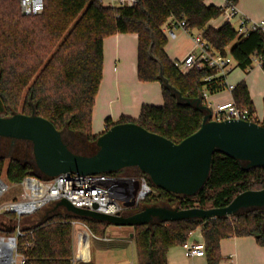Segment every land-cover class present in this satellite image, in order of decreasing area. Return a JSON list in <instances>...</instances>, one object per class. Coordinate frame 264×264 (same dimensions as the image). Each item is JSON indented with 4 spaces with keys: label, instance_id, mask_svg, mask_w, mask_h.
<instances>
[{
    "label": "trees",
    "instance_id": "trees-1",
    "mask_svg": "<svg viewBox=\"0 0 264 264\" xmlns=\"http://www.w3.org/2000/svg\"><path fill=\"white\" fill-rule=\"evenodd\" d=\"M222 10L223 7L206 5L204 0H137L134 6L124 7L104 6L101 0H45L43 13L23 15L20 0H0V115L16 113L22 103L23 113L31 114L34 109L58 130L82 134L98 149L96 141L101 133L92 132L91 117L103 76V41L119 32L136 33L138 77L142 81H160L164 103L143 104L136 119L127 115L117 121L107 118L105 130L116 123L135 122L179 142L201 127L207 113L205 108L188 101L199 99L204 86L211 94L224 88L219 84L220 77L202 80L211 72L209 68L182 73L165 51L168 38L162 26L169 18L185 19L190 27L202 29L214 48L227 53L229 47L237 66L247 69L250 55L264 46V33L239 36L230 23L217 29L209 25ZM232 94L238 104L255 110L244 80L235 85ZM4 162L5 156L0 155V174ZM245 166L246 162L217 150L209 177L196 194H177L156 186L158 193L151 191L140 203L141 208L156 205L159 198L177 199L179 208L225 206L245 190L264 187V166ZM128 168H136L137 175L144 176L151 187L154 185L137 167ZM28 174L47 177L34 163L17 157L10 159L6 170L10 182L18 183ZM23 218L19 223L21 234L17 235V252L25 258L22 264H73L70 221L83 220L92 227L106 224L76 215L63 206L50 209L43 219L25 223ZM17 222L14 213L0 214V234L16 235ZM199 226L211 264L221 259L223 238L254 236L264 247V207H251L230 216L134 226L138 264H167L168 250L182 244Z\"/></svg>",
    "mask_w": 264,
    "mask_h": 264
},
{
    "label": "water",
    "instance_id": "water-1",
    "mask_svg": "<svg viewBox=\"0 0 264 264\" xmlns=\"http://www.w3.org/2000/svg\"><path fill=\"white\" fill-rule=\"evenodd\" d=\"M199 107L201 99L188 101ZM0 137L32 142L35 162L40 171L52 177L65 172L94 174L115 172L137 167L146 173L158 188L185 195L196 194L209 177L215 151H223L246 168L264 166V124L239 119L210 120V112L201 127L179 142L147 130L135 122H120L103 131L97 138L98 149L93 154L72 151L63 139L62 131L47 118L37 114L14 113L0 115ZM139 179L134 180L126 209L136 208ZM70 212L117 226L146 225L159 221L209 219L229 216L241 209L264 207V187L237 194L222 207L171 208L150 205L131 214H106L74 206L63 198L55 203ZM133 236V233H131ZM0 238H5L1 235ZM8 238L17 239L16 235Z\"/></svg>",
    "mask_w": 264,
    "mask_h": 264
},
{
    "label": "built area",
    "instance_id": "built-area-1",
    "mask_svg": "<svg viewBox=\"0 0 264 264\" xmlns=\"http://www.w3.org/2000/svg\"><path fill=\"white\" fill-rule=\"evenodd\" d=\"M104 6L124 7L134 6L137 0H101ZM45 9V0H20V10L23 15H39ZM221 17L224 21L234 26L239 36H247L251 32L264 33V20H255L241 13L237 5L226 1ZM167 38H175L176 30L182 29L191 36L193 46L185 57L175 61V65L182 73L192 69L209 68L210 73L202 80L211 81L214 77H220L219 84L224 89L232 91L235 84L228 81V74L232 70L235 61L233 56L223 53L203 36V30L192 28L185 19L176 21L169 18L162 26ZM251 65L259 68L264 73V46L261 50L254 51L250 55ZM201 103L210 112V120L221 121L225 119H239L264 124V114L252 111L247 105L238 104L234 98L215 103L209 99L212 95L204 86L201 93ZM139 179L140 188L136 195L137 205L152 191L147 179L142 175L127 176L117 173L80 174L77 172H65L52 177H40L34 174L26 175L18 184L22 192L18 199L5 201L0 204V214L14 213L18 218L16 236L21 234L19 223L22 216L33 214L49 203H56L63 198L68 199L74 206L95 210L106 214L124 213L126 209L123 202L130 200L134 190V180ZM9 190L7 183L0 178V196ZM137 206V207H138ZM75 235V260L89 262L90 256L80 253V249L88 242L90 248L91 237L96 235L83 220L70 221ZM196 230V229H195ZM195 230L191 231L187 240L181 246L188 259L196 261L203 259L202 264H211L207 260L206 245L202 239H193ZM108 240L109 237L104 236ZM18 254V253H16ZM21 264L25 258L21 255ZM192 264H198L193 262ZM224 264H236L233 253L224 259Z\"/></svg>",
    "mask_w": 264,
    "mask_h": 264
},
{
    "label": "crops",
    "instance_id": "crops-1",
    "mask_svg": "<svg viewBox=\"0 0 264 264\" xmlns=\"http://www.w3.org/2000/svg\"><path fill=\"white\" fill-rule=\"evenodd\" d=\"M204 3L221 8L225 6L226 0H204ZM236 5L245 16L255 20H264V0H238ZM224 23L221 15L209 21V25L216 29ZM179 41L184 42L182 47L178 46ZM192 46L191 36L182 29H177L176 37L168 38L165 51L171 60L179 61L185 57ZM228 49L229 47H227V53ZM137 62L138 35L136 33L119 32L104 39L103 76L95 97L91 117V127L94 134L102 133L105 130L107 118L111 121H117L121 116L127 115L136 119L140 115L143 104L163 105L164 97L161 82L140 80ZM254 69L258 75H262V70L254 66L242 69L234 61L232 70L228 74L229 82L235 85L242 80L246 82L253 104L255 97L261 94L260 90L254 86V79L249 77L250 70ZM223 91L227 93L223 97H218V94ZM220 92L212 94L210 100L219 103L233 98L232 91L224 89ZM193 239L204 240L199 228L195 230ZM89 249L90 261L83 264H94L95 262L91 252V244ZM173 250V247L168 250L167 264H176L178 257H180ZM220 252L221 259L216 264H224V259L231 253L235 255L236 264H264V247L257 243L254 236L223 238L220 242ZM188 260L189 264L193 262L202 264L204 262L203 259Z\"/></svg>",
    "mask_w": 264,
    "mask_h": 264
},
{
    "label": "rangeland",
    "instance_id": "rangeland-1",
    "mask_svg": "<svg viewBox=\"0 0 264 264\" xmlns=\"http://www.w3.org/2000/svg\"><path fill=\"white\" fill-rule=\"evenodd\" d=\"M183 45L184 42L179 41L178 46L182 47ZM249 77L251 79H254V86L257 87L258 90H260L261 92V94H258L254 99L255 110L258 112V114H264V73L262 72V75H258L255 69L250 70ZM229 80L230 77L228 76V81ZM225 93L227 92L224 91L220 92L218 94V97H223ZM210 97L211 95L209 96V99ZM16 113H23L22 103L18 107ZM33 113L36 114L34 109L31 112V114ZM62 135L64 141L67 142L69 147L76 153L90 154V152L97 149L96 145L88 143L85 140L84 135L82 134H79L77 132H71L67 129H63ZM0 155L5 156V162L2 172L0 174V178L3 179L9 186V190L6 193H4L2 196H0V204H1L2 202L5 201L18 199L22 192V187L18 183L10 182L6 177V170L10 162V159L13 157H17L21 160H26L34 164H36V162L33 154L32 142L23 139L0 137ZM136 172H137L136 168H125L123 169L122 174L127 176H136L137 175ZM152 192L155 194L158 193V188L154 185L152 186ZM156 205L175 208L178 206V201L177 199L169 200V199L159 198L156 201ZM56 207H58L56 204L49 203L48 205H45L44 207L37 210L33 214L26 215L25 218L22 219L23 220L22 222L26 223V222L34 221L39 218L43 219L47 216L50 209ZM138 209L139 210L142 209L141 204L134 209H126L124 213L131 214L138 211ZM155 221H159V220H155ZM88 226L91 229V231L96 235V237L92 236L90 240L91 252L93 257L95 258L94 264H138V255H137V247L135 240V236L137 232L136 227L134 226L118 227V226H114L113 224L109 226L108 223H106L104 227L98 224L94 225L93 227L89 224ZM197 228H199L202 231L200 226ZM103 229L105 232V236L109 237L108 240L103 239L104 236ZM131 233H133V236H131ZM72 237H73V257H72L73 264L88 263V262H79L75 260V235H74L73 227H72ZM173 249H174L173 251L178 256H180L178 257V261L176 262V264H189V260L187 259L181 244L173 246ZM15 253H18L17 246L15 249ZM21 259H22L21 254L20 253L16 254L15 264H21Z\"/></svg>",
    "mask_w": 264,
    "mask_h": 264
},
{
    "label": "bare ground",
    "instance_id": "bare-ground-1",
    "mask_svg": "<svg viewBox=\"0 0 264 264\" xmlns=\"http://www.w3.org/2000/svg\"><path fill=\"white\" fill-rule=\"evenodd\" d=\"M17 246V239L14 241L12 238H0V264H15ZM80 253L86 257L90 256V249L88 242L80 249Z\"/></svg>",
    "mask_w": 264,
    "mask_h": 264
},
{
    "label": "flooded vegetation",
    "instance_id": "flooded-vegetation-1",
    "mask_svg": "<svg viewBox=\"0 0 264 264\" xmlns=\"http://www.w3.org/2000/svg\"><path fill=\"white\" fill-rule=\"evenodd\" d=\"M126 210V209H125ZM125 210H124V212H125Z\"/></svg>",
    "mask_w": 264,
    "mask_h": 264
}]
</instances>
